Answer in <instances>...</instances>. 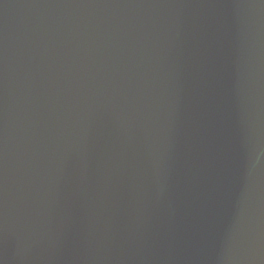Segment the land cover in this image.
Segmentation results:
<instances>
[{
  "label": "water",
  "instance_id": "1",
  "mask_svg": "<svg viewBox=\"0 0 264 264\" xmlns=\"http://www.w3.org/2000/svg\"><path fill=\"white\" fill-rule=\"evenodd\" d=\"M0 264H264V0H0Z\"/></svg>",
  "mask_w": 264,
  "mask_h": 264
}]
</instances>
